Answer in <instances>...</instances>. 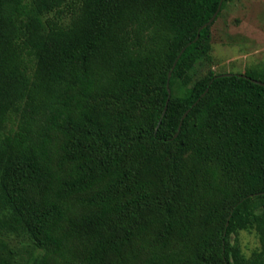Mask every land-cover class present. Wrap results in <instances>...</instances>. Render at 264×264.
I'll return each mask as SVG.
<instances>
[{
    "label": "trees",
    "instance_id": "1",
    "mask_svg": "<svg viewBox=\"0 0 264 264\" xmlns=\"http://www.w3.org/2000/svg\"><path fill=\"white\" fill-rule=\"evenodd\" d=\"M233 1L200 31L221 0H0V264H264V70H212Z\"/></svg>",
    "mask_w": 264,
    "mask_h": 264
},
{
    "label": "rangeland",
    "instance_id": "2",
    "mask_svg": "<svg viewBox=\"0 0 264 264\" xmlns=\"http://www.w3.org/2000/svg\"><path fill=\"white\" fill-rule=\"evenodd\" d=\"M212 70L242 74L264 70V0H234L229 3L211 29ZM211 68H198L201 76ZM247 257L260 247L255 233L239 234ZM16 248V244H12Z\"/></svg>",
    "mask_w": 264,
    "mask_h": 264
},
{
    "label": "water",
    "instance_id": "3",
    "mask_svg": "<svg viewBox=\"0 0 264 264\" xmlns=\"http://www.w3.org/2000/svg\"><path fill=\"white\" fill-rule=\"evenodd\" d=\"M223 2H224V0H221V2H220V6H219V9H218V12L213 16V18H212L207 24H205V25L200 29V31L203 30V29H205V28L208 27V26H211V25L213 24V22L216 20V18H217V16H218L219 12H220V10H221V7H222ZM199 37H200V34L198 35L197 40L199 39ZM184 51H185V49L181 52V55L184 53ZM181 55H180V56H181ZM180 56H179V58H180ZM177 61H178V60H177ZM176 63H177V62H176ZM176 63H175V65H176ZM224 76H232V74H225ZM170 78H171V73L169 74V80H170ZM254 83L264 85V83L259 82V81H257V80H254ZM168 92H169V94H170V92H171V91H170V88H169V84H168ZM206 93H207V91L205 92V94H203V96H205ZM186 116H187V113L184 115V119L186 118Z\"/></svg>",
    "mask_w": 264,
    "mask_h": 264
}]
</instances>
